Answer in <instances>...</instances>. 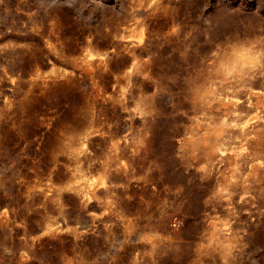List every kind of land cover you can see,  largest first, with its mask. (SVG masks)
<instances>
[{
	"label": "rangeland",
	"instance_id": "1",
	"mask_svg": "<svg viewBox=\"0 0 264 264\" xmlns=\"http://www.w3.org/2000/svg\"><path fill=\"white\" fill-rule=\"evenodd\" d=\"M0 264H264V0H0Z\"/></svg>",
	"mask_w": 264,
	"mask_h": 264
}]
</instances>
